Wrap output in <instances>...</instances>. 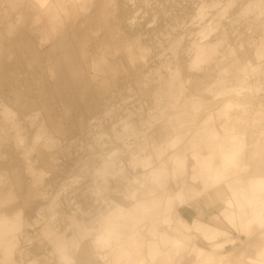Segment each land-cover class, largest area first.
Wrapping results in <instances>:
<instances>
[{
    "label": "bare ground",
    "instance_id": "6f19581e",
    "mask_svg": "<svg viewBox=\"0 0 264 264\" xmlns=\"http://www.w3.org/2000/svg\"><path fill=\"white\" fill-rule=\"evenodd\" d=\"M28 1L35 8L33 27L38 39L42 37V32L50 31L46 33L45 42L37 48L41 49L47 44L49 49H53L58 10L68 12L81 8L86 12L90 8L99 7L106 0H54V3L51 0ZM133 1L121 0V3L129 6ZM142 6L145 3L140 1L139 7ZM135 12L126 20V26L134 25ZM163 13L161 29L151 35L154 41L151 63L157 65L145 69L137 78L142 87L151 88L152 103L157 105L164 99L170 104L172 115L164 126L167 133L160 142H145L140 147L132 148L122 142V148L128 153L127 166L135 172L130 177L125 174L120 161L115 164L119 149L98 155L99 165L91 172L90 186L82 187L84 190L73 189L70 197H66L60 206L64 228H57L59 225L52 223L54 216H50L49 212L56 207L59 195L63 196L76 182V174L72 175V172L83 162L80 153L89 149L88 143L94 139V133L77 139L79 134L74 141L66 142L63 139L64 143L59 142L48 133L49 128L57 131L58 126L52 124L55 121L50 122L48 115H40V101L36 99L31 102L29 109L30 104L21 101L16 112L11 108V95L14 93L5 92L8 88H0V172L7 176L5 178L0 175V264H235L230 258L233 252H227L226 249L237 241L231 238L223 226L231 229L238 237L246 238L241 243L249 241L247 239L252 230H264V176H250L246 183L247 191L229 183L231 176L248 168L245 162L248 149L251 150L252 159H256L260 153L264 158V122L256 118L261 115L264 103L258 80L264 74V0H173ZM186 13L191 15L185 18V24L175 23L177 19L188 15ZM187 24L190 31L185 29ZM8 26L15 27L14 23H8ZM73 28L74 25H69L67 29ZM141 29L137 38L148 35L146 30L144 33ZM98 32L101 33L102 29ZM234 33L237 37L245 35L251 39L245 46L251 51L253 61L243 60L244 63L236 65L234 60L227 68H223L221 60L226 57L225 54H235L229 46V36ZM148 49L139 47L142 53L138 57L140 62L144 61V53ZM181 55H187L189 71L200 73L192 79L198 95L188 93L184 101L180 100L182 89L189 80H182L176 70L180 61L178 56L181 59ZM10 59L11 54H2L0 76H4L2 74L7 71ZM168 59L173 65L168 63ZM228 72H231L230 76ZM209 77L210 82H207ZM35 91L39 93L38 89ZM208 95H211L210 101L205 99ZM225 97L229 99L219 106V101ZM252 106V117L247 121ZM234 111L235 116L230 118L229 114ZM185 114L195 124L194 129L192 124H185ZM199 116L201 119L195 123ZM231 123H247L245 128L252 132L255 139L248 142L246 134L238 132ZM121 127L122 133L127 132L129 137H134L131 124L123 123ZM69 149H73L69 155L74 160L70 159L71 166L67 171L60 167L53 171L58 177V183H55L58 189L51 196L53 185L43 184L46 175L37 164L47 167H53L56 162L63 164L70 158L68 153L65 155ZM189 163L193 166L188 168ZM98 177L101 182L95 180ZM22 178L28 181L25 189L21 185ZM110 183L113 185L109 186ZM223 183L231 193L222 204L226 211L222 223L192 221L186 232L190 233L193 244L186 245L176 237L172 229L174 210L188 204L184 190L188 191L189 197L203 198L212 193L214 187L223 186ZM117 185L123 186L125 204L105 196L100 199L106 205L104 213L99 212L92 223H85L84 211L72 203V197L91 193H106L107 196L117 194L121 192ZM221 188L218 187L213 194H221ZM237 197L241 198V202ZM243 205L246 206L248 216L241 210ZM23 212L26 213V219ZM218 218L219 215L214 220ZM198 240L208 247L196 245ZM253 244L242 248L247 253H240L241 258H237V263L264 264V244L259 250L253 249Z\"/></svg>",
    "mask_w": 264,
    "mask_h": 264
},
{
    "label": "rangeland",
    "instance_id": "374dc122",
    "mask_svg": "<svg viewBox=\"0 0 264 264\" xmlns=\"http://www.w3.org/2000/svg\"><path fill=\"white\" fill-rule=\"evenodd\" d=\"M53 1L54 0H51L52 3H54ZM140 1L145 3V6L139 7ZM172 1L173 0H134L129 5V7L123 5L121 3V0H106L99 7L90 8L86 12H84L81 8L69 10L68 12L58 10L55 18L56 34L53 38V49H49V46H47V44L41 49H38L37 46L45 42L46 33L48 34L50 33V31L42 32V37L40 36L41 40L38 39L33 27L35 19L34 5L32 6V4L28 0H0V58L2 54H11V59L8 64L9 66L7 67V71L5 72V74H2L4 76H0L2 77L0 78V88H8L7 90H5V92H9L10 94L11 92L14 93L11 95V108L17 112L18 105L21 101H26L30 104L28 106V109L31 108V102L35 101L36 99L38 102L40 101V115H48L50 117V122L52 123L55 121L52 124L58 126L57 131L49 128L48 133L51 134L52 137L57 139L59 142L62 141L64 143V141H74L75 137L79 136V134L80 137H78L77 139L82 138L83 135H92L94 133V139L92 141H95L89 142V149L87 148L83 153H80L83 162L78 164L79 167L72 172V175L76 174L74 176L76 182L71 185V188L69 187L67 189L63 196L61 194L59 195L58 201L61 204H58V201L56 200V207L54 206L53 210L49 212L50 216H54L52 223L54 225H59L57 228H64L61 222L62 208L60 206L63 202H65V198L70 197V192L73 189L79 188L81 190H84V188L90 186V181L92 180L91 172L99 165L98 155L107 154L114 149H119L120 153L115 158V164H118L117 162L120 161L121 165H123L122 169L124 170L125 174L130 177L135 174V172H132V170L127 166L126 157L128 153L127 150H124L122 148V142L124 141L128 143L132 148L140 147L141 144L143 145L145 142L154 140L160 142L162 140V137L166 135L167 131L164 126L166 125L167 120L172 115L170 104L165 102L164 99H161L157 105L152 103L150 100L151 88L148 86L145 88L142 87L140 83H138L137 77L145 69H148L150 66L155 67L154 65H157V63H154V65H152L153 63H151V50L153 49L154 44V41L151 40V35H154L156 31H159L161 29L159 27H161L162 25L161 21H163V12L166 10V7L168 8L170 2ZM134 2L136 4H134ZM144 7L147 9H145ZM161 7L164 9H162ZM136 9L137 13L135 12ZM130 11L131 13H129ZM132 12L133 14L134 12L137 14H135V23H133L134 25L128 27L126 26V20L132 16ZM190 15L191 14L182 16L181 18L177 19L175 23L183 22L185 24V18L189 17ZM41 17L43 20L45 19L42 15ZM106 20H108V22ZM94 21L96 22L93 23ZM8 23H14L15 27H9ZM96 23L97 25L95 26ZM69 25H74V28L72 30L67 29ZM136 26L138 27V29L136 28ZM87 27H89V29ZM133 27L136 28V30ZM189 27L190 26L187 24L185 29L190 31L191 28ZM100 28L102 29L101 33L98 32ZM140 29L144 30V33L146 30L148 35L142 38H137V34ZM112 34H114L113 37L111 36ZM246 37L247 36L245 35L237 37L235 33L229 36V46L233 48L235 54H225L226 57L221 60L223 62H221V66L223 68H227L229 64L234 60L236 65L242 64L245 61H253L251 51L248 49V46H245L248 41L251 42V39ZM210 38H208V40ZM239 42L241 43V46ZM56 44L58 45L56 46ZM237 45L238 47H236ZM140 46L145 47L146 49H148L149 46V49L144 53L143 62H140L138 58L140 57L139 55L142 54L138 50ZM34 47L36 50L34 49ZM239 47H241V49ZM36 51H38V53ZM101 53L103 54L101 55ZM109 55H111V57ZM122 55L125 58H123ZM121 56L122 58H120ZM181 56V59L178 56V60L180 61L177 64L176 70H178V72L180 73V78L182 80L187 81L188 78V80L190 81H187L185 87L182 89L183 94L181 95L180 100L184 101L188 93L198 95V91L195 89L192 79L194 76H198V74L200 73L189 71L186 64L188 61L187 55ZM168 63H170V65H173L172 61ZM1 66L2 65L0 62V68ZM101 71L102 73H104V75L101 73ZM200 71L202 70L200 69ZM230 73L231 72H228L229 76ZM207 80V82H210V77L207 78ZM258 80L262 88L261 95H264V74H262V76H259ZM15 82L17 83L15 84ZM36 89L39 90V93L35 91ZM132 93L134 94V96ZM20 95L22 96V98ZM30 95H32L33 97ZM86 96L89 97L87 98ZM205 99L210 101L211 95L206 96ZM227 99H229V97H225L223 100H220L219 106H221V103ZM13 103H15L16 105H14ZM143 103H147V105H144ZM152 104L154 106H152ZM262 107L263 110L261 111V115L256 117L261 121V123L264 122V103H262ZM252 110L253 106L250 109V114L248 115L247 121L251 120ZM201 114L203 115V112ZM235 114L236 111L231 112L229 114V117H234ZM57 116H59V118ZM183 119L185 121V124H192L189 121L190 116L188 114L183 115ZM198 119H201V116L195 119V123H197ZM89 121L90 123H87ZM123 123H129L132 125L134 137H129L127 132H121V126L123 125ZM217 123L218 122L216 121V124ZM192 125V129H194L195 124ZM231 125H233L234 129H236L238 132L245 133L249 140L248 142H251L255 139L254 135L251 134L252 132L245 128V125H247V123L241 125H234V123H231ZM92 130H95L96 132ZM72 134H74V137H72ZM95 135L96 137H98L96 138ZM117 137H119L120 139H117ZM63 139L65 140L63 141ZM91 145L94 147H92ZM71 151H73V149H69V151H67L65 155H67L68 153V156H70L69 152L71 153ZM148 151L149 149L147 148L146 152ZM250 152L251 150L248 149V153L245 158V162L248 165V168H246V170L242 171L241 173H238L235 176H231L229 178V183L236 184L239 189H245L246 191V183L248 179H250V176L251 178H253L255 175V177L260 175L264 176L263 155L260 153L256 159H252L250 157ZM203 153H206V151L203 150ZM70 159L74 160L70 156V158L67 159L68 161L66 160L63 164L56 162L53 167H47L45 165H42L41 163L37 164L38 167H40L41 169L43 168L42 170L46 175L43 180L45 183L43 182V184L48 183L51 186L53 185V189L51 190L50 194L51 196L58 189L55 186V183H58V177L53 171L57 167H60L62 170L66 171L70 169ZM255 160L257 163L255 162ZM191 166H193V164L189 163L188 168ZM254 172L255 174H253L252 176V173ZM1 173L2 172H0V175L2 177H7L6 175H4V173ZM95 180L101 182L100 177ZM27 184L28 181L22 178L21 185L22 187H24V189ZM111 185L113 184L110 183L109 186ZM222 185L223 186H218L219 188L223 187L220 189V196L214 195V192L218 189L217 186L213 188L212 193H209L203 198H193V196L191 195L189 197L188 191L184 190V195L188 197V204L179 208H177L176 205L177 209H175L172 214V229L176 237L186 245L191 246L193 244V241L190 238V233L186 232V229L189 227L192 221L199 220L206 223H222V220L224 218L223 216L226 212H224L222 204L231 193L230 189L225 183H223ZM117 186L121 191L117 194H109L107 196L106 193H100L97 195H92L91 193L84 196L78 195L72 197V203L77 204L84 211L83 218L85 220V223H92V221L96 219V216L99 212L104 213L106 205L102 201H100V199L105 196L114 199L118 203L125 204L122 196V191L124 190L122 188L123 186ZM70 199L71 198H69V200ZM236 199L241 202L240 197H237ZM241 210L246 216H248L246 206H241ZM220 211H223L224 213ZM218 215L219 218L214 220ZM23 216L24 219H26L25 212H23ZM223 228L230 233L232 239L237 241L235 244L229 246L226 249L227 252H233V255L230 258L232 261H235V264H239L237 263V258H241L240 253H247V251L242 250L245 245H250L252 242H254L251 247L255 250H259L264 244V236L260 237V235L264 234V230H252L249 239H247V241H249L246 243H241V241H244L246 238L238 237L231 229L226 226H223ZM195 243L199 247H208V245L203 244L200 240L196 241Z\"/></svg>",
    "mask_w": 264,
    "mask_h": 264
}]
</instances>
